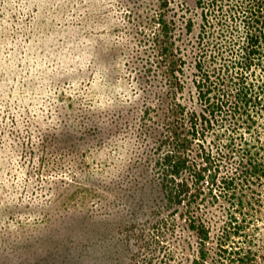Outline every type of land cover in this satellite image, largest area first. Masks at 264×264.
<instances>
[{
	"label": "trees",
	"instance_id": "1",
	"mask_svg": "<svg viewBox=\"0 0 264 264\" xmlns=\"http://www.w3.org/2000/svg\"><path fill=\"white\" fill-rule=\"evenodd\" d=\"M158 1L144 25L162 69L160 88H143L153 103H115L84 122L80 111L84 135L44 143L53 135L44 133L41 206L73 195L76 204L51 224L45 214L19 217V227L45 234L23 235L7 264H264V0H193L198 23L187 0ZM83 136L91 143L57 186L46 178L51 158Z\"/></svg>",
	"mask_w": 264,
	"mask_h": 264
},
{
	"label": "rangeland",
	"instance_id": "2",
	"mask_svg": "<svg viewBox=\"0 0 264 264\" xmlns=\"http://www.w3.org/2000/svg\"><path fill=\"white\" fill-rule=\"evenodd\" d=\"M158 3L0 0V264H7V258L14 261L13 254L19 252L18 239L23 235L35 238L45 234L19 227V217L27 218L31 212L35 220L45 214L51 224L68 214L63 209L66 205L76 204L73 195L54 201L48 208L46 204L41 206L45 195L35 167L43 165L39 158L43 155L40 146L44 133L50 130L53 134L47 135L44 143L68 133L79 135L81 130L76 133L75 125L80 111H85L84 122L90 110L97 116L96 110L115 108V103L123 104L122 108L129 104L142 108L144 101L153 103L146 90L160 88L154 74H162V69L155 68L151 59L144 37L149 31L144 25L159 11ZM187 3L184 12L197 16L198 23L199 10L193 0ZM192 36L186 38L193 41ZM186 50L191 52L189 47ZM189 53L182 66L187 83L193 71ZM67 102L71 108L66 107ZM113 138L124 145L121 137ZM89 139L67 138V143L60 146L69 148L70 153L56 152L51 158L56 171L46 178H57V186L61 180L68 181L64 170L79 165L91 143ZM92 150L87 153L93 155L95 148ZM121 152L116 155L123 159L125 147ZM106 154L101 148L97 156ZM68 208L73 217L78 215L74 207Z\"/></svg>",
	"mask_w": 264,
	"mask_h": 264
}]
</instances>
